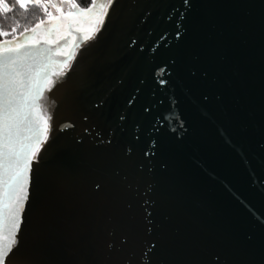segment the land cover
I'll list each match as a JSON object with an SVG mask.
<instances>
[{"label":"water","instance_id":"1","mask_svg":"<svg viewBox=\"0 0 264 264\" xmlns=\"http://www.w3.org/2000/svg\"><path fill=\"white\" fill-rule=\"evenodd\" d=\"M97 27L21 50L49 131L6 264H264V0H112Z\"/></svg>","mask_w":264,"mask_h":264},{"label":"snow or ice","instance_id":"2","mask_svg":"<svg viewBox=\"0 0 264 264\" xmlns=\"http://www.w3.org/2000/svg\"><path fill=\"white\" fill-rule=\"evenodd\" d=\"M15 2L19 9L24 11L28 10L29 4L43 10L48 16V22L42 19L34 28L19 33V36L23 37L22 40L13 37L12 40L0 42V264H6V258L17 243L16 231L19 229L23 201L26 199L27 173L30 171L32 157L39 152L49 131V118L46 116L38 118L33 114L40 107L37 101L43 96V81L48 78V72H41L31 65L29 66L31 72L23 71L21 50L26 49L30 42H34V46L41 44V38L37 33V29H41L44 33L43 42L57 45V55H70L71 53L66 54L59 47L60 40L71 36L73 30L90 33L99 31L97 25H103L104 15L112 0L100 4L99 11L95 10L97 8L95 4L87 9H81L74 0H67L66 13L62 5L54 3L53 0ZM49 8L55 9L57 15L49 12ZM12 10L5 0H0V11L8 13ZM29 31L31 35H25ZM11 32H16V27H13ZM54 32L62 35L52 39ZM8 35H10L8 31L0 30V36ZM49 51L50 49H44L42 54L46 56ZM31 55L30 51L24 52L25 57ZM40 120L43 121L42 126ZM22 129L29 135L22 136ZM5 226L7 234L3 231Z\"/></svg>","mask_w":264,"mask_h":264},{"label":"trees","instance_id":"3","mask_svg":"<svg viewBox=\"0 0 264 264\" xmlns=\"http://www.w3.org/2000/svg\"><path fill=\"white\" fill-rule=\"evenodd\" d=\"M94 0H74L81 9H87L92 6ZM12 7V11L4 13L0 11V30L8 31L10 35L0 36V42L11 40L13 37L19 36V33L25 32V29H32L42 19L45 20L46 15L43 10L34 8L29 4L28 10L19 9L15 0H5ZM17 24L19 25L17 27ZM16 27V32H11V29ZM27 33V32H26Z\"/></svg>","mask_w":264,"mask_h":264},{"label":"rangeland","instance_id":"4","mask_svg":"<svg viewBox=\"0 0 264 264\" xmlns=\"http://www.w3.org/2000/svg\"><path fill=\"white\" fill-rule=\"evenodd\" d=\"M53 2L56 3V4H58V5H62V7H63V11H64L65 13L68 11V3H67V0H53ZM105 3H107V0H94V1H93V4L97 5V8H96L95 10H96V11H99L98 6H99L100 4H105ZM93 4H92V6H93ZM92 6H91V7H92ZM53 15H57V13L55 12V9H54V13H53ZM44 21H45L46 23L48 22V16H47V15H46V18H45ZM86 25H87V22H85V27H86ZM74 31H75V30H74ZM37 33H38L39 37L41 38V41H43V36H44L43 31H42L41 29H37ZM81 33H82V32H81ZM53 34L56 35V37H57L58 35H62V33H57V32H54ZM94 34H95V32H94V33H90V32L84 31V32L82 33L81 37H82V39H83L84 41H87V39H91V38L94 36ZM25 35H31V32L29 31V32L25 33ZM17 37H18V40H22V39H23V37H20V36H17ZM11 40H12V39H11ZM2 42H3V41H2ZM16 42H18V41H16ZM30 43H34V42H30Z\"/></svg>","mask_w":264,"mask_h":264},{"label":"flooded vegetation","instance_id":"5","mask_svg":"<svg viewBox=\"0 0 264 264\" xmlns=\"http://www.w3.org/2000/svg\"><path fill=\"white\" fill-rule=\"evenodd\" d=\"M80 33H81V32H80ZM73 37H74V38H73ZM56 38H57L56 35L52 34V39H56ZM75 38H81V36H80V34H79L78 32H75V31L73 30V33H72L71 36L65 37L64 39L60 40V42H59V46L62 47V48H64V45H65V44H69V45L64 49V53H68V51H69V49H70V46H71V44H72V42H73V40H74ZM56 46H57V45H56Z\"/></svg>","mask_w":264,"mask_h":264},{"label":"built area","instance_id":"6","mask_svg":"<svg viewBox=\"0 0 264 264\" xmlns=\"http://www.w3.org/2000/svg\"><path fill=\"white\" fill-rule=\"evenodd\" d=\"M48 11L51 12L52 14L54 13V9H52V8H49ZM44 13H45V12H44ZM45 15H46V14H45Z\"/></svg>","mask_w":264,"mask_h":264}]
</instances>
